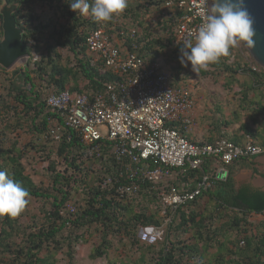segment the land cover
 I'll list each match as a JSON object with an SVG mask.
<instances>
[{"label": "trees", "instance_id": "obj_1", "mask_svg": "<svg viewBox=\"0 0 264 264\" xmlns=\"http://www.w3.org/2000/svg\"><path fill=\"white\" fill-rule=\"evenodd\" d=\"M6 1L18 5L15 17L25 30L29 58L12 71L0 67V171L30 193V202L20 216L0 218V264H59L58 253L66 248L70 264H75L73 246L93 239L97 243L92 260L112 250L120 258L133 250L139 256L109 264H264V221L251 222L255 215L264 217V191L249 185L237 188L235 180V174L252 166L254 158L227 166L225 180L213 181L195 201L179 207L159 242L148 243L139 238L140 230L160 228L166 220L158 192L172 187L196 191L205 176L215 175L213 161L205 160L196 170L164 172L159 183H146L137 196H123L119 187L131 181L128 169L113 155L112 142H86L66 127L57 109L47 105L49 96L67 90L97 95L112 85L122 92L128 76L107 68L87 45L89 34L100 28L118 35L130 53L149 63L164 58L173 68L177 86L187 80L181 77L186 67L180 62L183 45L174 43V20L161 15L165 0H127L123 14L108 23H97L90 12H73L71 0ZM149 14L157 19L154 24L147 22ZM2 21L0 14V39ZM36 55L41 59L35 60ZM211 66L219 73L203 70L201 74L212 79L223 76L227 89L240 85L239 92L233 89L239 103L234 120H241V112L250 120L242 122L233 137L222 134L220 138L242 145L249 137L264 147V68L243 43ZM168 126L187 136L181 123ZM52 131L60 135L59 140ZM23 135L30 137L28 142L21 141ZM23 160L41 177L40 184ZM70 204L74 213L68 209ZM223 217L228 218L226 223H220Z\"/></svg>", "mask_w": 264, "mask_h": 264}, {"label": "built area", "instance_id": "obj_2", "mask_svg": "<svg viewBox=\"0 0 264 264\" xmlns=\"http://www.w3.org/2000/svg\"><path fill=\"white\" fill-rule=\"evenodd\" d=\"M208 5L209 0H165L161 15L163 19L174 20L175 44L195 43L198 28L209 12ZM146 19L151 24L157 21L151 14ZM87 45L91 52L104 59L107 68L128 76L122 92L118 93L112 85L97 95L67 90L49 96L47 105L57 109L64 117L66 127L78 132L86 142H112L113 155L128 169L126 175L131 181V184L119 187L121 195L135 197L146 183H159L164 172L169 175L175 168L196 170L202 167L205 160L213 161L214 177L205 176L196 191L172 187L171 190L158 192L165 223L160 228H143L139 232L142 241H157L172 223L179 207H186L195 201L213 185V181L225 180L228 176L226 167L235 161L263 155L264 147L255 144L249 137L242 145L226 138L207 144L189 140L176 127L168 126L181 123L188 132L196 124L195 92L190 89L189 79L177 86L173 68L163 58L149 63L130 53L122 39L105 28L91 32ZM181 77L185 78L184 73ZM52 133L56 140L60 139L56 131ZM149 162L154 167L149 166ZM68 209L75 212L71 204Z\"/></svg>", "mask_w": 264, "mask_h": 264}, {"label": "clouds", "instance_id": "obj_3", "mask_svg": "<svg viewBox=\"0 0 264 264\" xmlns=\"http://www.w3.org/2000/svg\"><path fill=\"white\" fill-rule=\"evenodd\" d=\"M68 4L75 13L87 15L90 12L97 23L111 22L127 8V0H92L91 4L88 0H71ZM242 42L249 47L254 43L253 19L246 0H211L195 43L189 41L181 47L180 62L185 67L190 64L191 70L199 73L228 57L230 49ZM29 202L30 193L0 171V218L20 216Z\"/></svg>", "mask_w": 264, "mask_h": 264}, {"label": "rangeland", "instance_id": "obj_4", "mask_svg": "<svg viewBox=\"0 0 264 264\" xmlns=\"http://www.w3.org/2000/svg\"><path fill=\"white\" fill-rule=\"evenodd\" d=\"M40 59H41V55H36L35 60H40ZM26 62L27 60L17 63L9 71H12V69H15L16 67L25 65ZM206 71L219 73V71L211 65ZM183 73L190 80V84H191L190 89L193 92H195L196 109L194 111V115L196 114L197 111L201 112L203 117H201L202 119L200 120V122L205 124L203 126L205 127L206 130L208 129L209 132H212L213 131L212 127L221 126L224 123H227L232 120L235 121L234 111L238 108L239 103L234 93L240 91L239 89L241 88L239 84L235 85L234 88L232 87V89H227L226 88L227 80L223 76L218 75L215 79L214 78L212 79L211 77L203 76L201 72L194 73L191 70L190 64L184 69ZM233 89L235 92H233ZM240 117L241 120L239 122L235 121L233 123V131L235 129L234 125H241L243 120L250 122L249 117L245 112H241ZM22 137L23 138H21V141L23 143L28 142L30 139V137L25 135H23ZM23 163L26 165L27 171L28 173L31 174L35 183L37 185L40 184L42 179L39 175L33 172L32 165L29 164L27 160H23ZM197 210L204 211V208L199 207ZM227 221L228 218L223 217L220 220V223H226ZM262 221H264L263 215L255 216L251 218V222L253 224L256 223L260 224ZM160 238H158L157 241L150 240L148 243L156 244L159 242ZM93 242H80L79 244H75L73 246L74 251L76 253L75 264H109L111 262H114L115 259L127 260L130 257L131 259L139 257L138 255L135 254V251L133 250V251H129L127 254L124 253L125 255L122 258H120V253L112 250L108 256H104L97 260H92L91 253L97 241L93 239ZM119 247L120 249L123 250V247L117 244V248ZM125 250L126 249H124V251ZM68 251L69 249L66 248L65 250L60 251L58 253L59 264H70V259L67 254Z\"/></svg>", "mask_w": 264, "mask_h": 264}, {"label": "water", "instance_id": "obj_5", "mask_svg": "<svg viewBox=\"0 0 264 264\" xmlns=\"http://www.w3.org/2000/svg\"><path fill=\"white\" fill-rule=\"evenodd\" d=\"M209 8L211 0H209ZM246 7L253 19L254 43L249 47L243 43L254 60L264 68V0H246ZM17 4H9L6 0L0 5L3 17V35L0 39V67L10 70L19 62L27 60L29 53L23 40L25 30L19 27L15 13ZM254 170L258 171L256 174ZM264 154L255 156L252 169H241L236 173L237 188L249 185L255 190L264 191Z\"/></svg>", "mask_w": 264, "mask_h": 264}, {"label": "crops", "instance_id": "obj_6", "mask_svg": "<svg viewBox=\"0 0 264 264\" xmlns=\"http://www.w3.org/2000/svg\"><path fill=\"white\" fill-rule=\"evenodd\" d=\"M161 59H162V57H161ZM163 61H165V60H163ZM239 90H241V89H239ZM195 115H196L195 116L196 124L190 131L187 132V136H189L190 139H192V140H196V141L205 140V139H208V140L213 139L214 140V139L220 138L222 134L230 135V137H233V135L236 134L237 130H239V128L241 127V125H234L235 129L233 131V124L229 125L228 127L225 128L224 127L225 123L224 124L222 123L223 125L218 126V128H216L217 126L212 127L213 131L209 132V130L208 129L206 130L205 127L203 126L205 124L200 122V120L202 119L201 117H203L201 112L197 111ZM243 122L247 123L248 121L243 120ZM244 169L251 170L252 166H250L249 168H244ZM235 180H236V174H235ZM236 183H237V180H236Z\"/></svg>", "mask_w": 264, "mask_h": 264}, {"label": "flooded vegetation", "instance_id": "obj_7", "mask_svg": "<svg viewBox=\"0 0 264 264\" xmlns=\"http://www.w3.org/2000/svg\"><path fill=\"white\" fill-rule=\"evenodd\" d=\"M264 178V177H263Z\"/></svg>", "mask_w": 264, "mask_h": 264}]
</instances>
